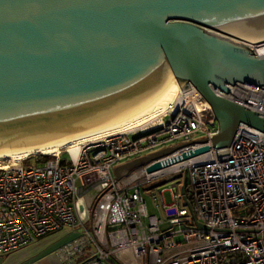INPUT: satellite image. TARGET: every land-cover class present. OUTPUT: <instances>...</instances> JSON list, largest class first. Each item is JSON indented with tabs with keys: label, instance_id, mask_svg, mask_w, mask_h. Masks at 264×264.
<instances>
[{
	"label": "water",
	"instance_id": "95a60500",
	"mask_svg": "<svg viewBox=\"0 0 264 264\" xmlns=\"http://www.w3.org/2000/svg\"><path fill=\"white\" fill-rule=\"evenodd\" d=\"M259 25L264 0H0V157L138 117L175 78L209 102L218 131L122 163L117 178L191 143L211 144L185 159L228 154L242 123L264 130L259 112L215 91L264 86V57L232 36Z\"/></svg>",
	"mask_w": 264,
	"mask_h": 264
},
{
	"label": "built area",
	"instance_id": "2783aa9c",
	"mask_svg": "<svg viewBox=\"0 0 264 264\" xmlns=\"http://www.w3.org/2000/svg\"><path fill=\"white\" fill-rule=\"evenodd\" d=\"M249 44L264 57V40ZM227 86L215 91L264 117V86ZM217 131L211 105L191 85L144 128L64 148L41 163L25 162L44 154L0 159V255L71 229L76 237L58 249L64 264H264V130L242 123L226 155L212 148L185 159L211 144L191 143L120 179L115 173L122 163ZM157 162L162 167L149 172ZM168 174H187L188 185L185 194L177 184L169 189L171 203L160 191L163 220L149 213L142 188Z\"/></svg>",
	"mask_w": 264,
	"mask_h": 264
},
{
	"label": "bare ground",
	"instance_id": "6f19581e",
	"mask_svg": "<svg viewBox=\"0 0 264 264\" xmlns=\"http://www.w3.org/2000/svg\"><path fill=\"white\" fill-rule=\"evenodd\" d=\"M232 36L245 40L251 44L258 43L264 40V26L259 25L245 30H241L234 33ZM175 80L177 84L173 86L166 98L162 102L150 107L138 117L125 121L117 126L90 133L83 137L74 138L69 141L56 142L49 146L32 148L19 153L6 154L0 157V159L11 158L13 160H22L25 158H29L34 154H58L64 148L76 150L83 144H88L101 138H105L119 133L131 132L137 130L138 128H144L153 120L160 118V116L165 113L170 107H172L177 102L178 98L181 96L183 90L176 78Z\"/></svg>",
	"mask_w": 264,
	"mask_h": 264
},
{
	"label": "rangeland",
	"instance_id": "374dc122",
	"mask_svg": "<svg viewBox=\"0 0 264 264\" xmlns=\"http://www.w3.org/2000/svg\"><path fill=\"white\" fill-rule=\"evenodd\" d=\"M166 120H168V117H166ZM68 157L69 154L65 152L63 154V158H68ZM35 161H37L36 157L31 158L25 163L32 164ZM183 182H184V175L171 178V175L168 174L159 178H155L147 182L145 185H143L142 188L143 195L147 201V207L149 213L156 214L163 220L167 219V214L165 213L164 205L161 201L160 191L167 190L165 192V199L167 203H171L172 193L171 191H169V189H171L173 185L177 184L179 190L178 192H181V187L183 185ZM154 195L157 196V200L154 199ZM157 204H160V209L157 208ZM163 227H167V224L163 225ZM62 231H59L60 233L56 232L44 238H41L40 240L36 241L35 244L29 246L26 249L13 251L5 255H0V264H30L29 262L32 261L33 259L38 258L40 254L47 251H48L47 253H49L58 247L59 248L62 247L66 242H68L70 239L72 240L77 235L76 233L73 236L63 235ZM27 250H30L29 252L30 254H25L26 256H21V253ZM36 262L38 261H34L33 263L36 264ZM42 264H55V263L50 262V259L47 257L42 261Z\"/></svg>",
	"mask_w": 264,
	"mask_h": 264
},
{
	"label": "crops",
	"instance_id": "0c3cea01",
	"mask_svg": "<svg viewBox=\"0 0 264 264\" xmlns=\"http://www.w3.org/2000/svg\"><path fill=\"white\" fill-rule=\"evenodd\" d=\"M63 235H74L75 234V232L73 231V230H71V229H64L63 231ZM60 233V232H59ZM40 240V239H39ZM71 240V239H70ZM69 240V241H70ZM38 241V240H37ZM68 241V242H69ZM36 243V241L34 242V243H32V244H29L28 246H26V247H23V248H21V249H18V250H23V249H26V248H28L29 246H31V245H33V244H35ZM67 243V242H66ZM65 243V244H66ZM35 248V247H34ZM58 249H59V247L58 248H56V249H54V250H52L51 252H49V253H47V252H44V253H42V254H40L39 255V257L38 258H36V259H33L32 261H30L29 263L30 264H34L33 262L34 261H38V262H36V264H42V261L44 260V259H46L47 257L50 259V262H52V263H55V264H64V261L62 260V258H61V256L58 254ZM17 251V250H16ZM30 252V250H27V251H25V252H23V253H21V256H26L25 254H30L29 253ZM21 256H18V257H21Z\"/></svg>",
	"mask_w": 264,
	"mask_h": 264
},
{
	"label": "trees",
	"instance_id": "16d2710c",
	"mask_svg": "<svg viewBox=\"0 0 264 264\" xmlns=\"http://www.w3.org/2000/svg\"><path fill=\"white\" fill-rule=\"evenodd\" d=\"M39 158L37 159V162L41 163V162H45L46 160H48L51 156L49 155H42L41 156H38Z\"/></svg>",
	"mask_w": 264,
	"mask_h": 264
}]
</instances>
